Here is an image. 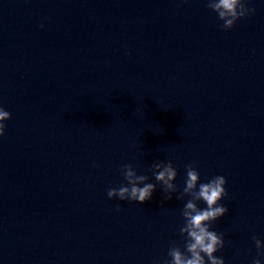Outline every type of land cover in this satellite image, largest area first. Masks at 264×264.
I'll return each instance as SVG.
<instances>
[{"label": "water", "instance_id": "obj_1", "mask_svg": "<svg viewBox=\"0 0 264 264\" xmlns=\"http://www.w3.org/2000/svg\"><path fill=\"white\" fill-rule=\"evenodd\" d=\"M249 7L225 32L206 0H0V107L12 116L0 264H165L189 198L157 185L141 204L107 189L124 164L152 177L169 160L180 190L190 163L202 182L227 179L217 256L252 264V236L264 241V0Z\"/></svg>", "mask_w": 264, "mask_h": 264}, {"label": "clouds", "instance_id": "obj_2", "mask_svg": "<svg viewBox=\"0 0 264 264\" xmlns=\"http://www.w3.org/2000/svg\"><path fill=\"white\" fill-rule=\"evenodd\" d=\"M249 3L250 0H206L207 8L217 15L222 22L221 30L225 32L232 30L239 21L255 14L256 9L250 8ZM40 27L43 28L44 25L41 24ZM11 119V113L0 107V138L6 135V121ZM150 171L152 177L139 174L133 164H124L119 169L124 183L119 187H109L107 197L110 200L143 204L152 199L157 185L162 186L167 200H171L173 194L180 201H185L188 197L181 211L183 223L179 226L182 246L177 241L170 242L167 252L169 259L165 264H225V260L217 256L226 247L225 236L213 230L212 226L229 213L228 207L222 203L229 198L227 179L217 175L202 182L197 166L190 163L186 165L184 187L180 190L175 183L178 172L171 160L154 163ZM152 178L156 183L150 182ZM201 203L206 207L201 208ZM116 211H122L119 205L116 206ZM252 241L258 251L252 264H262L264 241L255 235L252 236Z\"/></svg>", "mask_w": 264, "mask_h": 264}]
</instances>
